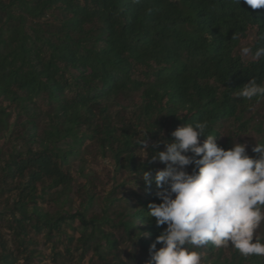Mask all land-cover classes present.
<instances>
[{
    "label": "trees",
    "instance_id": "trees-1",
    "mask_svg": "<svg viewBox=\"0 0 264 264\" xmlns=\"http://www.w3.org/2000/svg\"><path fill=\"white\" fill-rule=\"evenodd\" d=\"M249 33L247 47L264 46V8L243 0H0V228L14 243L0 229V264H41L34 235L51 241L76 223L78 237L67 239L79 259L91 251L104 264H128L120 243L150 259L166 228L147 217L148 204L161 201L142 173L166 168L149 162L165 150L153 145L205 120L225 150L246 144L248 115L264 106V97L236 95L252 78L264 84V58L242 55ZM144 132L149 159L138 151ZM86 143L121 177L101 217L71 206L70 160ZM256 235L264 242V223ZM187 247L206 264H264L231 246ZM79 259L53 250L54 264Z\"/></svg>",
    "mask_w": 264,
    "mask_h": 264
},
{
    "label": "clouds",
    "instance_id": "clouds-1",
    "mask_svg": "<svg viewBox=\"0 0 264 264\" xmlns=\"http://www.w3.org/2000/svg\"><path fill=\"white\" fill-rule=\"evenodd\" d=\"M231 2L239 6L242 0ZM243 3L253 10L264 8V0ZM242 55L259 61L264 58V46L255 51L244 47ZM236 95L246 100L264 97V84L252 78ZM208 127L206 120L184 124L171 133V142L153 145L163 143L165 150L152 154L149 162L158 159L166 168L154 176L142 173L146 188L155 183V195L161 201L148 204L147 217L155 218L157 228H166L151 243L146 264H206L202 254L188 245L231 246L245 258L264 256V242L256 235L264 223V143L252 148L259 154L253 158L247 154L245 143L235 142L228 150L219 146L217 135H206ZM146 133L138 144L145 149L140 156L149 159ZM201 136L206 137L203 143L199 141ZM189 152L193 155L186 154ZM190 165H194L191 173L186 170ZM157 244L162 246L157 249Z\"/></svg>",
    "mask_w": 264,
    "mask_h": 264
},
{
    "label": "rangeland",
    "instance_id": "rangeland-1",
    "mask_svg": "<svg viewBox=\"0 0 264 264\" xmlns=\"http://www.w3.org/2000/svg\"><path fill=\"white\" fill-rule=\"evenodd\" d=\"M253 40L254 33H249L246 40L241 43V49L251 45ZM126 114V117H129V113L127 112ZM248 119V134L244 135L242 140H246L247 154H253L252 148L264 137V106H256L251 114L248 115ZM4 148L6 146H3L2 149ZM138 151L141 154L143 153L141 148H138ZM255 157H258V153H255ZM70 173L73 178L70 195L73 210L88 208L89 217H101L106 204V198L113 191V187L121 180L120 175L114 173L110 160L100 154L96 145L86 143L81 148L78 157L70 160ZM124 181L127 182L121 193L129 196V192H131L133 187L128 180L124 179ZM46 207L48 208V206ZM0 229L9 241V245L13 247L14 243L7 231L2 226ZM78 229V223L73 225V230L72 227H65V234H54L51 241L43 235H34V238L38 242L36 249L42 253L41 264H54L53 250L65 254V249H68L75 259L76 257L79 259L76 245L74 243L71 244L67 239L73 236L77 238ZM107 230L110 231L109 226ZM112 232L114 234V231ZM132 249L131 245L120 243L118 250L121 260L128 264H146L149 258L142 253L133 255L134 250ZM77 264H104V261L93 256L91 251H89L81 259L77 260Z\"/></svg>",
    "mask_w": 264,
    "mask_h": 264
}]
</instances>
